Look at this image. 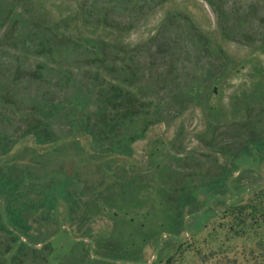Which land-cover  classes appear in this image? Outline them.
Segmentation results:
<instances>
[{
  "label": "rangeland",
  "instance_id": "1",
  "mask_svg": "<svg viewBox=\"0 0 264 264\" xmlns=\"http://www.w3.org/2000/svg\"><path fill=\"white\" fill-rule=\"evenodd\" d=\"M0 264H264V0H0Z\"/></svg>",
  "mask_w": 264,
  "mask_h": 264
}]
</instances>
